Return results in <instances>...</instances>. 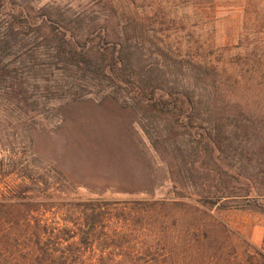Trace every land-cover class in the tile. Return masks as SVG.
Returning <instances> with one entry per match:
<instances>
[{
    "label": "rangeland",
    "instance_id": "rangeland-1",
    "mask_svg": "<svg viewBox=\"0 0 264 264\" xmlns=\"http://www.w3.org/2000/svg\"><path fill=\"white\" fill-rule=\"evenodd\" d=\"M197 2L0 0V32L7 33L0 48V146L24 170L20 175L52 183L54 208L47 218L58 221L81 200H164L176 194L139 115L122 104L129 95L117 91L99 66L89 72L74 67L63 48L109 40L146 81L178 90L190 84L192 65L215 63L259 89L257 105L243 88L240 101L255 119L248 137L264 128V7L251 0ZM22 9L28 23L14 28V13ZM49 20L59 35L48 28ZM62 34L76 46L59 40ZM248 145L240 148L252 157L253 172L263 170L264 150ZM192 175L190 180L198 179ZM217 215L264 253L263 216Z\"/></svg>",
    "mask_w": 264,
    "mask_h": 264
},
{
    "label": "trees",
    "instance_id": "trees-1",
    "mask_svg": "<svg viewBox=\"0 0 264 264\" xmlns=\"http://www.w3.org/2000/svg\"><path fill=\"white\" fill-rule=\"evenodd\" d=\"M251 2L264 7V0ZM14 15V28H24V10ZM53 25L49 20L57 36ZM6 35L0 32L1 49ZM65 37L59 40L76 46ZM110 45L104 40L62 50L74 67L89 72L99 66L117 91L129 95L122 104L139 115L141 130L167 166L174 198L81 200L52 221L46 217L54 208L52 183L20 175L24 170L0 146V264H264V253L217 215L246 211L264 217V169L253 172L252 157L240 148L245 143L264 150V128L248 137L254 117L239 91L257 105L259 89L206 62L192 65L190 84L180 90L159 87ZM192 174L198 179L190 180Z\"/></svg>",
    "mask_w": 264,
    "mask_h": 264
}]
</instances>
